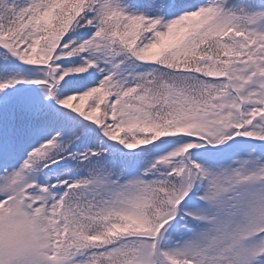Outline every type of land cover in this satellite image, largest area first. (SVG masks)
<instances>
[{
  "label": "snow or ice",
  "instance_id": "1",
  "mask_svg": "<svg viewBox=\"0 0 264 264\" xmlns=\"http://www.w3.org/2000/svg\"><path fill=\"white\" fill-rule=\"evenodd\" d=\"M0 264H264V0H0Z\"/></svg>",
  "mask_w": 264,
  "mask_h": 264
}]
</instances>
